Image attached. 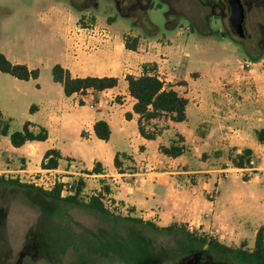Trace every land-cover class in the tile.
Segmentation results:
<instances>
[{
    "label": "crops",
    "instance_id": "crops-1",
    "mask_svg": "<svg viewBox=\"0 0 264 264\" xmlns=\"http://www.w3.org/2000/svg\"><path fill=\"white\" fill-rule=\"evenodd\" d=\"M51 1L37 14L59 45L55 62L37 68L36 79L20 80L0 72V111L10 120L9 132L20 130L28 121L34 132L44 127L48 137L14 147L9 136L0 135V177L26 182L23 176L43 169L44 153L55 149L60 153L55 169L64 174L63 180L77 175H87L89 181L94 178L100 182L98 186L103 185L101 192L109 208L117 209L121 216L159 227L184 225L227 246L247 242L251 250L257 231L264 227V141L257 138V131L264 130V69L260 64L239 71L238 54L230 51L227 59L220 60L217 71L205 59H195L185 46L186 40L181 45L171 34L158 36V30L139 36L141 26L132 32L120 30L119 16L108 13L90 15L85 23L90 27L82 28L84 19L79 18H87L84 12L69 1ZM113 16L115 19L107 22V17ZM186 32L179 28V34ZM129 34L138 38L135 50L125 48L124 39ZM229 42L217 37L225 50H229ZM208 43L206 40L199 48L205 50L203 45ZM194 62L196 69L191 67ZM56 63L72 77L112 76L118 83L102 91L89 89L83 95L66 96L61 84L52 78L51 68ZM144 64H155L158 77L188 101L185 121L173 122L162 116L149 122V129L163 128L152 140L139 134L138 115L132 111L134 99L125 80L127 74L141 75ZM195 71L199 74L194 77ZM220 76L227 84L216 88ZM179 80L183 84L176 85ZM182 86L186 93L179 92ZM32 105L35 109L30 112ZM18 107L19 121L15 115ZM98 120L110 128L107 141L94 134L93 125ZM178 136L187 151L175 158L162 154L159 146L168 147ZM244 149L251 151L249 157L256 166L244 174L233 166L236 173L222 178L219 173L231 170L222 167L232 164L228 154L236 156ZM117 153L127 156H119L121 170L113 163ZM97 162L100 173H85ZM85 177L82 179L87 180ZM211 192L213 198H209Z\"/></svg>",
    "mask_w": 264,
    "mask_h": 264
},
{
    "label": "rangeland",
    "instance_id": "rangeland-1",
    "mask_svg": "<svg viewBox=\"0 0 264 264\" xmlns=\"http://www.w3.org/2000/svg\"><path fill=\"white\" fill-rule=\"evenodd\" d=\"M65 1H69L75 8H83L81 11L87 18H79V21L84 19L80 24L82 28L90 27L85 23H89V16L92 14L108 13L118 17L115 8L117 0H61L64 3ZM121 1L123 8L130 10V20L119 16L120 24L117 28L120 30L126 28L132 32L141 26L139 36L153 35V27L148 24L150 22L156 26L158 36L171 34L181 45H184L186 40L185 46L189 48L194 58L205 59L211 63L213 69L219 68L220 60L227 59L230 51L236 52L240 59L239 71L249 69L253 65L240 42L249 45L251 41L257 40L260 46L254 48L261 54L258 63L264 69V7L255 6L253 0H244L245 31L250 41H241L231 30L228 20L229 9L225 0ZM51 2V0H0V52L10 61L25 63L39 69L45 64L55 62L59 55V45L49 36L47 26L40 21L37 14ZM144 16L148 17L146 22L143 19ZM171 27L174 28L169 29ZM180 27L187 32L179 34ZM127 36L134 37L130 34ZM217 37L230 41L229 50L219 46ZM206 40L209 43L204 44L205 50H202L199 47ZM245 61H250L251 64L246 66ZM191 67L196 69L198 65L194 62ZM198 74L199 71H195L194 77ZM221 77L215 81L214 87L218 88L227 84V81ZM180 84H183V81H177L176 85ZM198 84L201 83L198 82ZM178 90L181 93L187 92L184 86L179 87ZM20 110L21 108L18 107L15 114L18 121ZM228 155H231L232 164L222 165V167H229L231 170L219 173L222 178L224 174H235L232 168L238 166L232 161L236 160L234 153ZM72 170L84 172L81 169L73 168ZM75 177L80 178L84 183L79 195L82 202H87L91 196L101 194L104 206L113 214L120 215L117 209L109 208L108 199L101 192L103 185L98 186L100 182L93 181L94 178L89 181L87 177H85L87 180H83L78 175ZM79 224L94 231L108 225L100 215L83 206L52 200L27 188L0 185V264H123L124 261L117 256L106 257L83 251L86 245L92 244L94 240L84 235L80 226L78 227ZM117 230L125 232L123 226H118ZM147 234L151 235L157 247L176 246L171 236L158 235L150 230ZM136 236L135 233L131 236L134 241H142V236ZM4 243H7L8 247L4 246ZM245 243L243 248L249 250L251 247L247 242ZM129 247L130 250H127L128 253L125 251L123 257L128 262L129 252L132 251L134 261L135 259L139 261L136 264H238L235 261L228 262L229 259L226 257L215 258L212 254L204 252V249L200 251L201 254L183 252L172 256L164 252L151 253L146 248L143 252H138L133 242Z\"/></svg>",
    "mask_w": 264,
    "mask_h": 264
},
{
    "label": "trees",
    "instance_id": "trees-1",
    "mask_svg": "<svg viewBox=\"0 0 264 264\" xmlns=\"http://www.w3.org/2000/svg\"><path fill=\"white\" fill-rule=\"evenodd\" d=\"M74 7V6H73ZM152 7V6H150ZM149 7V8H150ZM75 8V7H74ZM115 8L117 15L120 17L130 18V10L123 8L122 1L117 0L115 2ZM131 8V7H130ZM81 11L83 8H75ZM94 19V18H93ZM91 19V21L93 20ZM115 17H107V22H112ZM144 21L148 20L147 16L143 17ZM145 21V22H146ZM134 24V22H132ZM153 27L152 34L157 32V28L152 23ZM125 48L129 50H135L137 48L138 38L125 36ZM247 58L251 62L256 63L261 59L259 54L253 49L244 48ZM259 54V55H258ZM143 73L139 76L127 74L125 80L128 85V93L134 99L132 111L138 115V131L139 134L147 139H155L162 131L163 128H147V125L152 119L160 118L162 116L168 118L173 122H182L186 120V106L187 99L181 96L177 91L171 88L170 84H167L164 80L160 79L155 73V64H144L142 66ZM0 72L8 73L20 80L36 79L39 74V70L29 69L26 64L23 63H12L3 53L0 52ZM52 78L55 82H58L63 87V92L66 96H70L73 93L85 94L87 90L92 89L93 91H102L107 88H112L117 85L118 79L112 76L103 77H72L70 72L56 63L51 68ZM120 100V97H117ZM82 103V100L79 101ZM35 106L32 105L29 108L30 112H33ZM131 114L126 113V118H130ZM9 119H5L0 111V135L9 136V140L12 146L20 147L26 141H44L48 137V132L44 127H39L37 132L30 129L31 123L26 121L23 123L20 130L9 132ZM93 131L97 138L107 141L110 137V128L104 120H98L93 125ZM264 130L257 131V138L260 142L264 141ZM183 139L178 136L177 140H174L168 147L159 146V150L162 154L175 158L187 151V147L181 144ZM251 151L244 149L241 154L235 156L236 160H232L239 167L243 166L244 162L248 159ZM127 157L125 154H116L114 156L115 168L121 170V161L119 156ZM60 158L59 151L55 149H48L43 156L41 162L42 168H57L58 159ZM129 158V157H128ZM237 166V167H238ZM101 164L95 163L93 168L88 171V174L100 173ZM0 185L3 186H16L19 188H27L40 193L42 196L56 200L63 201L68 204L75 206H83L102 217L108 225L101 227L94 231L92 229L82 227L80 224L78 227L84 232V235L94 242L90 245H86L85 252L98 253L101 256L106 257L117 256L124 262L123 264H136L137 260L133 259L132 251L129 252V259L123 257L125 251L130 250V243L133 242L134 246L137 247L138 252H143L144 248L149 249L151 253L164 252L175 256L179 253L191 252V254H198L202 249L208 254H212L217 257H226L229 259L228 262L235 261L238 264H264V227H261L255 236L254 246L251 250L244 249L245 243L243 242L239 247L227 246L220 243L213 237L207 235H199L196 232L189 231L184 225L172 224L166 227H159L150 221H145L140 218L131 216H120L113 214L109 211L102 202L101 194L91 196L87 202H82L79 199L80 192L84 187L82 180L78 182L77 190L74 195L61 197L60 186L57 185L51 191H44L40 188L33 186L26 182H20L17 178L0 177ZM108 191V188H104ZM118 226H123L125 232H119ZM153 231L155 234H163L171 236L176 242L175 247L159 246L157 247L155 241L151 235L147 234V231ZM135 236L140 235L142 241H134L132 234ZM136 236V237H137ZM89 239V240H90ZM88 240V239H87ZM89 243V242H88ZM133 245V244H132ZM4 246L8 247L7 243ZM132 249V248H131ZM148 250V252H149ZM201 254V253H200ZM34 257L36 254H32Z\"/></svg>",
    "mask_w": 264,
    "mask_h": 264
},
{
    "label": "built area",
    "instance_id": "built-area-1",
    "mask_svg": "<svg viewBox=\"0 0 264 264\" xmlns=\"http://www.w3.org/2000/svg\"><path fill=\"white\" fill-rule=\"evenodd\" d=\"M250 64H251L250 61H245L246 66H249ZM255 166L256 164L254 158L248 157V159L244 162L243 166H241L238 170L244 174L251 171ZM222 173H226V171H223ZM63 175L64 174L62 172H60L55 168L54 169L43 168L36 172H27L26 176H23L24 177L23 179H26L25 181L27 183L32 184L33 186L40 188L44 191H51L57 185H59L61 197L74 195L76 193L77 185L78 182L80 181V178L63 180ZM85 176L87 175H83V176L80 175L81 178ZM213 195L214 193L211 192L209 194V197L213 198Z\"/></svg>",
    "mask_w": 264,
    "mask_h": 264
},
{
    "label": "water",
    "instance_id": "water-1",
    "mask_svg": "<svg viewBox=\"0 0 264 264\" xmlns=\"http://www.w3.org/2000/svg\"><path fill=\"white\" fill-rule=\"evenodd\" d=\"M229 5V23L232 30L235 32L237 37L245 36L244 28V7L241 3V0H226Z\"/></svg>",
    "mask_w": 264,
    "mask_h": 264
},
{
    "label": "flooded vegetation",
    "instance_id": "flooded-vegetation-1",
    "mask_svg": "<svg viewBox=\"0 0 264 264\" xmlns=\"http://www.w3.org/2000/svg\"><path fill=\"white\" fill-rule=\"evenodd\" d=\"M226 1V0H225ZM241 3H242V5H243V7H244V12H245V17H244V28H245V21H246V6H245V2H244V0H241ZM253 3L255 4V6H258V7H264V0H253ZM226 4H227V6H228V9H229V5H228V3H227V1H226ZM229 13H230V10H229ZM228 20H229V18H228ZM229 25H230V23H229ZM230 28H231V26H230ZM231 30H232V28H231ZM233 31V30H232ZM233 33L235 34V32L233 31ZM236 35V34H235ZM237 36V35H236ZM241 41L242 40H251L250 38H249V35L246 33V31H245V36L244 37H242V38H240V37H238ZM251 43V44H250ZM249 43V45H247L245 42H240V45L242 46V48H243V50H244V48H249V49H253L254 51H256L255 49L256 48H258L259 46H260V43L257 41V40H255V41H251ZM254 47H256V48H254Z\"/></svg>",
    "mask_w": 264,
    "mask_h": 264
}]
</instances>
